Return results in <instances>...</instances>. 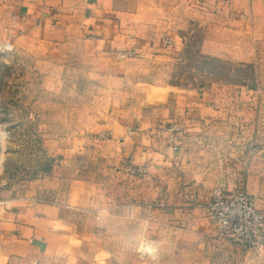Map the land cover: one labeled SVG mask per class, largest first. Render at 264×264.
Masks as SVG:
<instances>
[{
  "label": "crops",
  "instance_id": "1",
  "mask_svg": "<svg viewBox=\"0 0 264 264\" xmlns=\"http://www.w3.org/2000/svg\"><path fill=\"white\" fill-rule=\"evenodd\" d=\"M194 1L191 11L205 29L203 54L264 62V0ZM156 10L160 16H147ZM188 10L145 7L134 0H0V41L24 48L63 40L68 32L83 44L100 77L118 82L123 75L118 52L132 50L143 56L182 51ZM171 89L175 95L168 100V93L157 113L111 120L108 142L115 155L130 156L147 172L117 182L114 198L107 191L100 194L105 212L115 210L118 220L142 223L138 236L155 243L154 257L148 253L142 261L124 262L109 256L101 217V242L93 252L99 257L89 258L91 248L85 242L69 245L89 233L68 228L53 205L20 204L0 207V264H264V254L256 256L217 237L205 207L214 187L233 191L252 186L251 168L242 159L254 153L247 146L264 139L246 135V104L241 101L245 94L261 90L226 85L201 91ZM172 125L179 127L174 142L166 130ZM257 152L264 154V147ZM124 253V247L116 250Z\"/></svg>",
  "mask_w": 264,
  "mask_h": 264
},
{
  "label": "rangeland",
  "instance_id": "2",
  "mask_svg": "<svg viewBox=\"0 0 264 264\" xmlns=\"http://www.w3.org/2000/svg\"><path fill=\"white\" fill-rule=\"evenodd\" d=\"M134 3L151 8L188 7L185 44L176 55L150 52L139 56L128 50L131 56L117 57L123 73L118 82L101 78L95 62L87 60L83 44L68 32L63 40L38 41L24 48L9 41L12 50L0 52V207L53 205L68 228L90 234L69 242L72 246L85 242L91 248L86 254L89 258L99 257L93 252L101 242L103 217V243L111 251L108 255L124 262L142 261L148 253L152 259L155 243L138 236L144 229L142 223L131 218L118 220L115 210L100 208L101 190L114 198L117 182L146 174L131 173L132 165L137 164L130 156L117 157L112 150L109 124L115 116L157 113L167 94L168 100L175 95L170 91L174 87L187 91L212 85L258 89L261 93L245 94L241 102L246 104V135L264 139V62L227 61L203 54L205 29L191 11L194 0ZM160 13L156 10L147 16ZM260 146L264 147V142L247 146L256 151L242 159L251 168L252 189H238L254 196L264 213V154L257 152ZM122 247L125 253L116 254Z\"/></svg>",
  "mask_w": 264,
  "mask_h": 264
},
{
  "label": "built area",
  "instance_id": "3",
  "mask_svg": "<svg viewBox=\"0 0 264 264\" xmlns=\"http://www.w3.org/2000/svg\"><path fill=\"white\" fill-rule=\"evenodd\" d=\"M12 48L9 41L0 43V52L10 51ZM131 55L132 51L117 53V57L122 58ZM166 130L169 141L174 142L179 127L172 125ZM130 170L140 176L147 172L144 164L132 165ZM205 207L217 237L257 256L264 254V213L254 196L241 189L226 191L221 187H214L209 192Z\"/></svg>",
  "mask_w": 264,
  "mask_h": 264
}]
</instances>
